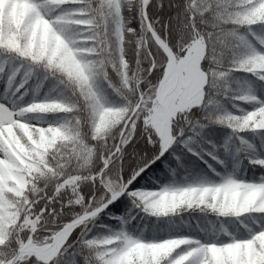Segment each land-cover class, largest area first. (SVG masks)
<instances>
[{
  "label": "snow or ice",
  "instance_id": "1",
  "mask_svg": "<svg viewBox=\"0 0 264 264\" xmlns=\"http://www.w3.org/2000/svg\"><path fill=\"white\" fill-rule=\"evenodd\" d=\"M12 2L0 16V132L12 125L28 144L29 125L61 139L30 161L31 176L0 139V160L31 181L3 194L15 217L0 224V264H218L213 249L245 241L264 253V18L252 14L264 0H27L22 23ZM41 26L43 46L32 39ZM75 35L88 38L82 48ZM104 109L119 110L111 136ZM232 187L261 195L247 211L213 202ZM185 210H198L195 224ZM149 215L166 221L163 235L133 230ZM165 242L178 246L155 259L135 251Z\"/></svg>",
  "mask_w": 264,
  "mask_h": 264
},
{
  "label": "trees",
  "instance_id": "2",
  "mask_svg": "<svg viewBox=\"0 0 264 264\" xmlns=\"http://www.w3.org/2000/svg\"><path fill=\"white\" fill-rule=\"evenodd\" d=\"M6 0H0V16L4 13ZM263 7V12L258 15H254L257 19L264 18V3H261ZM28 11V4L27 0H13L12 6H11V14L12 16L19 22L22 23L25 15ZM39 32V40L41 43V46H43L44 42L47 40V34L46 30L43 26L36 28H33L32 32V39L33 43L35 44L37 33ZM232 42L230 41H223L221 47H227L230 46ZM256 64L260 67H264V59H257ZM237 75H241L240 73H237ZM115 79V77H114ZM38 110L44 111L46 110L43 106H41ZM119 112V110H113V109H104V111L100 114L101 121H113L110 125V127L107 129V132L109 129L115 127L119 120H116L114 118V113ZM127 113H123L119 116V119H123L124 115ZM174 115V113H172ZM84 115L83 113L81 114ZM251 115V114H250ZM254 118V117H253ZM100 127V124L97 125ZM5 131L8 133V135L5 137L6 140L9 143V150L12 152V154L16 157V160L19 161V165L27 170V174L29 176L32 175L33 170H35V165L33 163H30V161L34 160H43V153H46L49 151L52 147L55 146V144L61 139V134L59 133V130L52 132L49 134L47 130L44 129H36L34 130L32 126L29 125H20V132L23 134L24 137H26L28 144H25L24 141L21 140L20 136L17 134L16 130L13 129V127L6 128ZM111 136V135H109ZM32 145V149L29 150L28 145ZM36 149H40L42 151H36ZM211 162V161H210ZM15 167L14 165H12ZM162 167L159 162H157V168ZM218 170L220 169L219 165H216ZM201 168L206 170V167L204 165H201ZM158 176H163L162 172L157 173ZM259 176L260 172L256 171L255 169L249 170L247 173V176L249 179H251L253 176ZM50 177H45L42 180V186L46 187L47 184L51 183ZM31 183L30 180H27V186L24 189V191L27 189L28 184ZM145 181H141V184H144ZM9 186H13V182L11 180H7L4 184L0 186V200L3 202L6 201V198L4 197V192H12L8 189ZM23 191V192H24ZM14 196H21V194H16L12 192ZM261 195V191L259 189H251L248 191H244L240 188H235L232 191H226V193L218 192L215 196H213V202L216 201V198L219 197L220 202L222 204H226L230 209L233 211H247L250 208H252L254 205H256L258 198ZM148 199H151V197H147ZM181 199V197H166L161 199L162 205H167L169 202L175 201ZM7 209V208H6ZM124 209H120V211H123ZM8 213L11 215H15L14 212L7 209ZM179 215V214H178ZM183 215L185 220H192V223L195 224V219H192L193 217H196L199 215L198 210L194 212H188L185 210L184 213L180 214ZM155 219V218H153ZM209 219H215V217H209ZM139 225L143 232H146V236H151L153 234V229L145 228L144 221L143 220H137L133 222V230ZM227 226H230L232 228H236L235 222L228 221L226 222ZM166 225L165 223H161L155 230L163 235L162 229H165ZM261 245L262 248H264V233H261L255 238ZM4 240V238H3ZM3 243V242H2ZM178 246V244L165 242L164 245L153 247V248H139L136 249V253L138 256L142 258H146L147 256H151L153 259H155L157 256L161 255L162 253H167L170 249L173 247ZM88 255H94V253H86ZM213 257L217 260L218 264H228L230 261L231 264H264V253L259 251L255 245L251 241H245V242H238L235 245L228 246L225 249H213L212 250Z\"/></svg>",
  "mask_w": 264,
  "mask_h": 264
},
{
  "label": "rangeland",
  "instance_id": "3",
  "mask_svg": "<svg viewBox=\"0 0 264 264\" xmlns=\"http://www.w3.org/2000/svg\"><path fill=\"white\" fill-rule=\"evenodd\" d=\"M262 12H263L262 5H258L255 9H253L252 14L258 15V14H261ZM202 54H203V45H194L193 51L190 52V55L192 56H197V55H202ZM10 127H12V125L5 126L4 132H6L5 131L6 128H10ZM19 129H20V125H19ZM4 132H0V139H3L5 143L8 144V147H9V143L4 137ZM7 180H11L13 182V186H9L8 189L16 194L23 193L24 189L27 186V180L19 178L12 171V166L9 161L0 160V186L4 184ZM235 188L237 187L228 188L224 190V193H226V191H232ZM13 217H15V215H11L10 213H8L6 206H5V202L0 200V224H7L11 222L13 220ZM3 238L4 237L0 236V243L3 242Z\"/></svg>",
  "mask_w": 264,
  "mask_h": 264
},
{
  "label": "clouds",
  "instance_id": "4",
  "mask_svg": "<svg viewBox=\"0 0 264 264\" xmlns=\"http://www.w3.org/2000/svg\"><path fill=\"white\" fill-rule=\"evenodd\" d=\"M79 32V29H75L73 28L71 32L68 33L69 36H72L73 33H78ZM74 39V42L76 44L77 47L79 48H82L83 47V43L88 39L87 37H83V36H79V35H75L73 37ZM85 59H87L85 57ZM132 72H133V76L136 77L137 79H146L147 77L144 75V70L141 69V68H136V67H133L132 69ZM226 83V82H225ZM125 98L127 99L128 101V105L131 106L132 103H133V100H132V97L135 95V90L132 89L131 87H128V86H125L124 87V90H123V93H122ZM83 116L81 114H74V115H79L81 119H83L85 116L88 115V113L85 111L83 112ZM118 125H116L115 127L111 128L108 130V132L106 133L107 135H114L115 134V128L117 127ZM103 139V136H101V140ZM99 143V141H98ZM193 193H188L186 194V198L187 199H192L193 198ZM141 203H143V201H141ZM144 221V226L145 228H149V229H156L162 222L163 223H166V221H162L160 218H155L153 219V216L149 215L147 217H145L143 219ZM144 234H146V232H144ZM93 251L94 253V250H91Z\"/></svg>",
  "mask_w": 264,
  "mask_h": 264
}]
</instances>
